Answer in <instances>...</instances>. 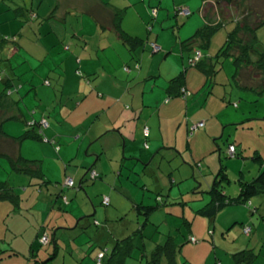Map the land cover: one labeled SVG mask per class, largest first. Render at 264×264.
<instances>
[{
	"label": "rangeland",
	"instance_id": "obj_1",
	"mask_svg": "<svg viewBox=\"0 0 264 264\" xmlns=\"http://www.w3.org/2000/svg\"><path fill=\"white\" fill-rule=\"evenodd\" d=\"M212 2V0L208 1L209 4H212ZM8 26L9 25L3 24V26L1 25V28L2 30H7L9 29ZM234 26L235 22L227 21L221 29L217 30L212 35L209 46L205 49L206 59L211 60L212 63H216V71L213 74L214 79H209V75L203 68L197 65H190L188 52L182 49L180 41L178 44L169 46L168 49L163 48V50L156 51L157 54H161L162 56L160 59L154 61V69L157 71L156 75L162 72L163 77H172L185 69L188 86L187 99L183 96L175 97L174 99H178L180 104L178 103L167 110H163L161 116L156 113V111L154 112L152 108L151 113L149 114L150 117L146 116L145 118V120L149 122L148 125L154 128L153 137L156 136L159 131L160 135L168 141L166 142L168 147H162L158 151H155L156 149L153 150V148H146L143 145L144 141L142 137V142L138 141L136 143V149L137 147L139 148L136 153L140 154L141 148L144 155L148 154L150 155V158L143 160L146 159L143 158V156L142 158H137L134 162L129 154L131 151L130 147L126 150V157H123L122 148L121 155L114 158L118 163H115V165H113V161L109 163L108 169L111 171H104L105 174L102 175V179L99 178L92 180L90 178V172H87L92 166L96 167V165L92 164L93 162L87 164L84 161L87 155L85 150L88 143L81 149L80 156L77 155V148L72 151L73 153L67 154L66 152V154H61L63 158L60 156V153H58V144H60V146L69 144V141L74 140L79 132L74 135L72 134L71 138L63 137L62 140L64 139V141H60L61 139L58 140V138H55V136L50 134V131L46 129L47 126L42 123L41 120L45 117L39 118L42 115L40 113L47 110L49 101L45 98H37L38 103H36L35 98L33 99L34 91H29V86L22 89L23 91L21 90L18 92V96H23L21 105L24 108L26 116H23L17 121L11 119V121L8 120L6 122L8 128L5 129V131L9 135L18 138V141L21 142L22 154L30 159L37 158L43 161V171L47 177L51 178L53 183L50 185L56 187L57 191L63 188L67 177L73 178L76 182V186H78L82 175L86 173L87 181L84 182V184H87L81 190H77L76 186L73 188H66L65 193L69 196L68 201L63 197L57 198L56 194H53L46 186H42V189H40L39 185L37 186L33 183L30 184V175L28 172L14 169L9 157L0 156V180H6L12 185L15 193L19 196V200L17 201L19 203L8 199V208H5L0 212V214L2 213L3 217H5L4 219L0 218V229L4 226V230L8 231L6 237L8 240L4 245L9 249L17 247L16 249L19 252L13 254L10 259H7V264H13L14 262L17 264H32V260L29 259L31 245L25 236V233L28 230H31L33 225L38 226L42 231H46L52 240L54 237L52 225L60 224V222H63V224L66 225L74 224L72 220L75 216L68 213V211L72 210L67 211V205L69 203L70 206L68 209L72 205L77 206V203H83L85 200L88 202L85 207L86 209L83 210L85 215L88 214L87 216L82 218V215L75 212L74 215H78L77 217H79V220H89L90 226L87 233V235H90H88L89 239L92 238V240L96 241L97 233L100 234L103 230L106 234L114 235L117 232L123 231V228H126V234L124 236L133 234L135 230L143 227L142 225L145 222L146 215H143V211L141 216L138 215L137 210L134 209V205L129 201H126L121 205L122 207L119 206L117 208L118 210H115L117 203L114 199L115 197L117 200L122 199L123 201L124 198H128L127 196L129 193H132L131 190H141L144 194L146 193L151 197V201L156 204L159 199H157V193H155L157 191L153 187H159L162 189L164 199L171 197L169 198L170 200L176 199L181 201L177 205H174L175 208L174 210H171L172 213H169V210H158L153 213L156 223L161 224L160 230L162 234L156 233V237L159 238L161 234L162 236H160V239L163 241L165 239L164 235L169 232V229L166 224L162 225V220L164 222V218L169 217V215L172 216L175 213H180L183 208L190 209L191 201L196 200L195 198L202 192L208 191L214 183L215 176L220 168L219 152L217 150H215V152L211 151V148L217 145L216 142L221 146L223 156H226L224 161L227 163V172L230 180H225L224 183L229 194L233 195L235 190L238 191L239 187L237 179L241 174V171H243L244 177H246L245 179L247 180L252 179L258 174L259 165L263 163L264 160V92L258 95L251 91L241 89L233 78L235 72L233 58L231 56H223L219 57V61H217L216 57L226 40L228 31H231ZM257 32L258 42L264 47V25L260 27ZM3 33V31H0V41L4 38ZM17 45H19V40L18 42L16 40V46ZM21 45H23V40ZM71 52L74 53V55L76 54L73 51ZM147 52L151 55L152 50H147ZM3 53L5 54V52ZM91 54L93 58L91 60L89 59L90 61L88 64L96 67L100 74L104 72L110 77V73H108L109 71L119 70L124 73V68L122 67H113L112 64L106 61H103V63L97 61L95 58L97 52L91 51ZM166 55L167 58H165ZM259 58L260 53L252 51L251 59L256 62ZM50 59L55 60L52 52H50L48 57V60ZM78 63L80 64V62ZM63 64L64 76L67 82H69L71 77H73L72 71L75 67L70 61L63 62ZM130 64V70L133 71V74L140 72L142 68L141 63L140 69L137 68L136 63ZM80 65L86 64L83 62ZM80 65H78V67ZM40 66V64H38V67L35 66L32 59L29 57V61L20 68L22 69L20 73H23L21 76L23 81H34V79L40 81L43 77H48L51 72L55 79L54 83L56 84V69L52 67L48 68L46 66L49 71H42V67L44 66ZM78 69L80 70V67L77 68V70ZM45 72L47 76H43L45 75ZM125 72L128 73L127 70ZM2 86L3 85L0 81V91ZM71 87V84L67 85L63 101L67 99V95H69L68 91ZM18 96L17 93H14L11 98L16 99ZM27 97L29 100H34L33 104H30V107L26 106V100L24 101V98ZM54 98V101H60V99H62V93H58L57 96L54 95ZM160 108L161 107H159V109ZM34 110L36 113L33 114ZM146 111H148V109L145 108V112ZM187 112L189 116H186ZM207 112L213 114V116L210 117V120H212L211 124H214V129L218 131H212L214 135L212 138V144L209 143L205 137L199 135L194 136L196 130H207V122L206 124L203 122L200 127L193 128L195 123L206 119L205 117L198 119H194L193 117L203 116ZM228 115L237 118L239 125H224L223 122ZM83 116H92V114L91 112L83 113ZM73 118H75V116H73ZM183 119L185 120L183 121ZM36 120H38V122ZM33 124L35 130L44 133V137L42 139L28 137L20 140L19 137L23 138L27 129L30 127L33 128ZM75 124L78 126L77 122H74L71 126H74ZM192 137L196 138L193 139ZM109 138L110 137H106L101 143H105ZM240 139H242L241 144L239 143ZM57 140L58 142H55ZM151 141L152 140H150L149 143ZM231 141L236 143L237 148L244 146L242 155H229V151L230 153L234 152L233 148L228 150ZM119 151L120 148L117 152ZM259 153H262L260 162L254 158V155H259ZM116 155L117 153L115 156ZM91 157L92 156L90 155L89 158ZM123 159L125 160L121 168ZM77 169H81L83 174H77ZM111 174L116 178H110ZM118 177H120L122 184L117 180ZM155 177L157 179H155ZM158 182H160L159 184L161 187L157 185ZM136 183H138V185H136ZM110 190H114L113 201L111 204L105 205L102 200L107 196L112 197ZM86 191L88 194H86ZM261 197L262 195L254 196L251 198V201L258 204L257 200H260ZM197 202L199 201H195V204H197ZM252 202L248 204L252 205ZM248 204H238L223 209L226 210L227 208L239 207L244 215L243 224L238 221L229 226L227 222L224 229L215 228L213 224L210 225L212 218L195 215V211H191L190 215L194 216H192L191 234L197 237L199 243L188 241L183 245V260L186 259L189 262L194 261L198 264H210L215 260L216 257L214 254L216 253L223 260L228 261V264H234L232 258L225 259V256L231 257V251L236 247H240L241 249L246 245H250L249 248H254V250L259 253L251 264H264V206L263 211L260 210L259 213H253V207L251 208ZM21 210L26 214L18 212ZM95 210H97V212H95ZM222 212L224 211L221 210L219 213L223 214ZM41 214L44 216H41ZM48 215H51L50 217L52 218L48 221L50 226L45 224L41 226L48 218ZM37 217H41V223L37 220ZM107 217L109 218V221L105 223L104 220ZM66 218H68V220ZM99 219L101 225L97 227L96 220ZM219 219H222L221 216ZM247 224L252 226V236L246 235L243 232L242 227L243 225H245V227L248 226ZM173 225L177 226L179 224ZM6 227L8 228L6 229ZM151 228L152 226H149L148 230L152 231ZM74 229L76 231L77 227ZM78 231L79 230H77V232ZM73 232L74 231L71 229L64 230L63 233H58V237L61 239L63 247H60L59 253L54 259L43 264L68 263L69 255L72 254L71 250H76L75 244H72V241H75V239H71V237H75L77 233ZM255 233H257V236L256 238H253ZM143 239H145L146 246L148 244H152L151 247L154 246L151 239L146 237L139 238V235L136 236L135 243L140 244L139 242ZM155 240L157 241V239ZM35 241L37 249H39L41 254L40 257L43 258V260H46L48 256L47 253L50 254L54 249V243L50 241V243L43 244L41 243V237L37 238ZM191 245L195 247L189 249V246ZM138 249L139 247H137L136 250ZM146 249L149 252L152 248ZM76 253L77 258L84 255L80 250H77ZM90 259L93 260V258ZM131 260L138 261L137 258H131ZM77 263L80 264L78 259ZM94 263L97 264L96 262ZM217 264H222V261L217 262Z\"/></svg>",
	"mask_w": 264,
	"mask_h": 264
},
{
	"label": "crops",
	"instance_id": "obj_2",
	"mask_svg": "<svg viewBox=\"0 0 264 264\" xmlns=\"http://www.w3.org/2000/svg\"><path fill=\"white\" fill-rule=\"evenodd\" d=\"M204 2L205 0H0V31H3L4 38L8 39L5 40V42H1L0 44V57L7 60L6 65L10 64L11 66L14 64L15 66H18L15 69L16 73H20L22 70L20 68H22V66L29 61V57L32 59V62L35 64V66L38 67V64L44 66L42 67V71H49L46 66L48 68L52 67L56 69V84L54 83L55 79L51 72L49 73L48 77H43L40 81L35 79L34 81H23L22 77L15 78L18 86L21 84L19 87L20 90L18 92L29 86V91H34L33 99L35 98L36 103H38V99L44 98L49 101L47 110L41 112L40 114L42 115L39 118L45 117L41 120L42 123L47 126L46 129L50 131V134L55 136V138H58V140L61 139L60 141H64V139L62 140L63 137L71 138L72 134L74 135L79 132L74 140L69 141V144L62 146L58 144V153H60L61 157V154H66V152L67 154L73 153L72 151L75 148L78 149L77 155L80 156L81 149L88 143L85 150L87 155L84 161L86 163L88 161L90 162L92 161V158L89 159L90 155L93 153L99 154L101 157L98 160L99 162L96 163L100 166L96 165V168L98 172H101V175H104V171H111L106 167V164L110 163L108 160L112 159L110 161H113V165L118 163L117 160H114V158L121 155L122 148L123 157H126V150L130 147L131 151L129 154L131 158H142L144 156L143 158L146 159L143 160L149 159L150 155H144L141 148L140 154L136 153L137 149H139L138 147L136 149V143L138 141L142 142V137L144 141L143 145L145 146V143H147L149 149L153 148V150L156 149L155 151H158L162 147H168L166 145V142L168 141H166L165 138L160 135L159 131L158 134L153 137L154 128L148 125L149 122H147L145 118L146 116H149L152 108L154 112L156 111V113L161 116V112L163 110H167L179 102L178 99H172L167 103H163V100L167 97V92L165 91L166 83L171 77H163L162 72L156 75L157 71L154 69V61L160 59L162 56L161 54H157L156 51H152L150 55L147 50L151 49V46L149 45L150 41L161 45L162 49H160L163 50V48L168 49L169 46L178 44L179 41L181 42L183 39L191 36L194 30L196 31L204 23ZM181 5L188 6L192 13L187 17H183L180 14L175 16V8ZM19 6L24 7L23 12L20 13V16H18L14 10ZM153 6H157L159 9L158 12L156 10L157 15L155 17L152 15ZM120 10L122 11L121 27L128 33L134 36H139L146 41L144 45L139 46V49L137 48L135 50L134 57L128 47L124 44V42H122L117 30L114 28L116 15L118 12H120ZM151 19H153V22H151L153 28L149 31L148 24ZM3 24L9 25V29L2 30L1 25L3 26ZM16 40L17 42L19 40V45L17 46ZM22 40L23 45H21ZM17 50H24L26 55L15 57V55L19 52ZM71 51L75 52L76 54L74 55V53ZM91 51L97 52V56L95 58L101 63L106 61L112 64L113 67L117 66L118 68H124V66L127 64L139 62L142 64V68L140 72L136 74H133V71L127 73L124 69V73L120 72L119 70L109 71L108 73H110V77H108L104 72L100 74L96 67L88 64L93 58ZM3 52H5L6 55ZM50 52H52L55 60H48ZM69 52L71 53L68 54ZM23 58L24 64L20 65L19 63L22 62ZM165 58H167V55ZM68 61H70L75 67L72 71L73 77H71L69 82H67L63 70V62ZM78 62H80V64L85 62L86 65H80ZM78 65H80V70H77V68H79ZM5 71L12 72L11 68L9 67L5 68ZM43 76H47L46 72ZM46 80H48L49 83H46ZM31 84L36 85V88L32 87ZM70 84L72 87L68 91V100L66 99L63 101L67 85ZM240 88L244 90V88ZM15 93H17V91ZM58 93H62V99H60V101H54V95L57 96ZM22 99V95L18 96L16 99H12L11 96L9 98L8 96L0 97V122H2L1 128L4 131L8 128V124L6 123L8 120L11 119L17 121L23 116H26L24 108L21 105ZM25 100L26 106L28 107H30V104H33L34 101L32 99L29 100L28 97L24 98V101ZM159 107L161 108L159 109ZM145 108L148 109V111L145 112ZM89 112H91L92 116H83V113ZM34 113H36L35 110L33 111V114ZM14 116H18L19 118H15ZM73 116H75V118H73ZM186 116H189L188 112L186 113ZM212 116V113L207 112L203 116L193 117L194 119L201 117L206 118L200 122H204L205 124L207 122V130H196V134L194 136L199 135L201 137H205V139L211 144L212 138L214 137L213 132H218L214 129L215 125L211 124L212 120H210V117ZM184 120L185 119H183V121ZM237 120V118L228 115L223 123L224 125H236L238 124ZM74 122H77L79 127L76 124L71 126ZM199 124V122L195 123L193 128L200 127L201 125ZM145 126L148 127V136L145 135ZM202 133L206 135H203ZM106 137L110 138L105 143H101ZM192 138L195 139L196 137ZM58 140L55 142H58ZM150 140L152 141L149 143ZM231 142L234 143L233 141ZM239 143H242V139H240ZM21 147L22 144L18 141V139L9 135L7 132L6 134L0 133V153L2 154L0 156L8 157V155L12 156L20 152L22 154ZM119 148L120 151L117 152ZM107 149H110V153L106 151ZM215 150H217V145L211 148L212 152H215ZM241 150L243 151V149ZM217 151L219 152L220 156H223V150L221 149V146ZM116 153L117 155L115 156ZM77 170V174H83L81 169ZM242 175L244 177V174ZM85 176L86 173L82 175L78 186L81 185L82 179ZM47 178L51 179L50 177ZM110 178L114 179L116 177L112 176L111 174ZM155 179L157 178L155 177ZM117 180L120 182V184H122L120 177H118ZM35 181L37 180H34V185L36 183ZM29 182L30 184L32 183L31 180ZM84 182H82V184H84ZM159 183L160 182L157 183L158 186H160ZM86 184L87 183H85L84 186H86ZM136 185H138V183H136ZM42 186L44 185H39L40 189H42ZM52 187L53 186L50 185L47 188L51 190L53 194H55L54 192L57 190L54 191ZM153 188H155L157 191L155 192L157 195L161 194L159 192H162V189L159 187ZM81 189L82 187L79 190ZM131 192L132 193H129L127 196L128 198H124L123 201L122 199L117 200L114 197L117 203L115 210H118L117 208L119 206L122 207L121 205L126 201L131 202V204L134 205L135 210H138L136 207L137 203L155 205V203L151 201V197H149L146 193L144 194L141 190H131ZM239 192L240 187L238 188V191L235 190L233 196L238 195ZM110 193L112 195V197L110 196L112 203L114 190ZM86 194H88L87 191ZM210 198L211 197L209 193L204 191L195 198L196 200L191 201L190 209L183 208L180 213H175L172 216L169 215V217L164 218V222L162 220V225L166 224L169 232L164 235L165 239L163 241L160 239V236H162V232L160 230L161 224L156 223V219L153 217L152 213L150 215V219L148 220L149 223L147 224L146 229L147 233L152 236L151 240L153 241L152 243H154V246L151 247L152 244H148L146 246L145 244V248H142V250H136L137 248H135L131 256L126 257L125 264H147L146 259L149 257L152 249L156 244L163 243L166 240V236L168 234L172 235L175 242L179 244V264H198L194 261L189 262L186 259L183 260V245L190 241L191 236H194L191 234L192 231L190 227L194 216L190 215V212L196 211L197 209L204 206L207 202H209ZM195 201L199 202L195 204ZM7 203L8 200H0V212H2L5 208H8ZM87 203L88 202L85 200L83 203H81L83 205L77 203V206L72 205L69 209L68 207L70 206V203L67 205V211L72 210L68 211V213L75 216L72 220L74 224L66 225L63 224V222H60V224L52 225V229L54 230L53 235L57 238L59 244L58 248L55 249L56 243L53 241V238L52 240L50 239L54 243V249L50 254L47 253L48 256L46 260H43V258L40 257L41 254L39 249H37L35 240H37L39 237H42L47 232L42 231L38 226L33 225V228L25 233V236L31 245L29 259L32 260V264H36V258L40 260V264H43L54 259L55 256L58 255L60 247H63L61 239L58 237V233H63L64 230L72 229L77 233L75 237H71V239H75V241H72V244H75L76 250H71L72 254L69 255L67 264H78L77 259L80 261V264H95L94 262H96L95 258L97 256V252L101 250V248H112L117 240L126 237L124 236L126 234V228H123V231L117 232L114 235L106 234L103 232V230L100 234L97 233L96 241L92 240V238L89 239V234L87 235L90 226L89 220H79V217H77L78 215H74L75 213H79V215H82V218L87 216L88 214L85 215V213H83V210L86 209L85 207ZM257 203L258 204H253L256 205L257 211L259 213L260 210L263 211V195L260 200H257ZM232 206L234 205H228L226 207ZM168 207L169 206H161L155 211H166ZM170 207L173 209L175 208L174 206ZM21 211L18 212L21 214H26ZM222 211H224L222 212L223 214H217V216L212 219L210 225L213 224L215 228L224 229L227 222L229 226L238 221L240 223H244V215L241 208L233 207ZM95 212H97V210H95ZM169 213L172 212L170 211ZM138 215L141 216V213H138ZM41 216L44 215L41 214ZM50 216L51 215H48V218ZM220 216L222 219H219ZM0 218H5L3 217L2 213L0 214ZM40 218L41 217H37V220L41 223ZM48 218L41 226L44 224L50 226L48 221L52 218ZM66 219L68 220V218ZM187 220L190 221V223H188ZM107 221H109L108 217L104 220V222L106 223ZM18 223L20 224V222ZM96 223L95 224L97 227H99L101 225L100 219L96 220ZM173 224L179 225L174 226ZM149 226H152V231L148 230ZM75 227H77L76 231L74 229ZM7 228L8 227H6V229ZM77 230L79 231L77 232ZM156 233H161L159 238L156 237ZM7 235L8 231L4 230L3 226L0 229V264H7V259H10L13 254L19 253L16 249L17 247L9 249L6 245H4L8 240L6 238ZM256 236L257 233L254 234L253 238H256ZM155 239H157L159 242H157ZM197 243H199V240ZM249 246L250 245H246L245 247ZM194 247L195 246L191 245L189 246V249H193ZM146 248L152 249L148 252ZM33 249L36 252V256L32 255ZM238 249H240V247H236L233 251ZM77 250H80L82 253H84V255L77 258ZM233 251H231V254ZM144 252L146 253L145 260L144 257H142ZM214 255L216 258L210 264H217V262L220 261H222V264H228V261L223 260L218 254L215 253ZM90 258H93V260ZM131 258H137L138 261H132ZM231 258L232 255L231 257L225 256V259ZM161 263H167V258L165 255L163 256ZM233 263L236 264L234 261ZM13 264L17 263L14 262Z\"/></svg>",
	"mask_w": 264,
	"mask_h": 264
},
{
	"label": "trees",
	"instance_id": "obj_3",
	"mask_svg": "<svg viewBox=\"0 0 264 264\" xmlns=\"http://www.w3.org/2000/svg\"><path fill=\"white\" fill-rule=\"evenodd\" d=\"M209 0H205L204 5V23L202 26H200L191 36L185 38L181 41V46L183 50H186L188 52V59L190 65H197L201 68H203L206 73L209 75L208 78L211 79L213 77V74L216 71V63H212L211 60L206 59V51L205 49L209 46L210 40L212 35L219 29H221L227 21H233L235 22V26L231 31H228L226 40L223 44V46L220 48L218 54H217V61H219V57L223 56H231L234 60L235 64V72L233 74V78L238 83L239 87L244 88L246 91H252L254 94H262L264 92V47H262L258 42V36L257 31L260 27L264 25V0H212V4L208 3ZM209 4V5H207ZM203 5V6H204ZM183 7H188L185 5H181L175 8L174 13L175 16L181 15L183 17L189 16L192 11L190 9V13L183 14L181 13V9ZM24 7L19 6L16 7L15 13L20 16V13L23 12ZM152 15L155 17L158 12V7L153 6L152 7ZM157 10V12H156ZM120 12L116 15V20L114 24V28L117 30L120 39L124 44L128 47V49L131 51L133 57L135 56V50L146 43L145 40H143L139 36H134L127 31H125L121 27V20L122 15ZM153 19L150 20L148 24V30H152V23ZM5 40H8L7 38H3L0 41L5 42ZM148 41V40H147ZM152 51H155L153 48L152 43L155 42H149ZM162 49V46L159 45ZM159 48V49H160ZM158 49V50H159ZM160 49V50H161ZM19 51L18 54L15 55V57H19L22 55H26L25 51L23 50H17ZM252 51H257L260 53V58L258 61H253L251 59V53ZM205 56V57H204ZM29 57V56H25ZM6 59L0 57V81L2 83V89L0 91V97H10L17 91L20 90L19 87L21 84L16 83L15 78H21L23 73H16L15 69L18 66H15L14 64L10 66L6 65ZM20 65L24 64V58L22 62L19 63ZM137 68L140 69V63L137 62ZM11 68L12 72H6L5 68ZM131 66L129 64L124 66V70L131 72ZM5 73V75H4ZM155 80V79H154ZM156 82V81H155ZM46 83H49L48 80H46ZM186 72L185 69L181 70L176 75L172 76L170 79H168L166 83L165 91L167 92V97L163 100V103H167L170 100L174 99L178 96H183L185 99H187V91L188 87L186 84ZM151 85V84H150ZM32 87L36 88V85H32ZM33 88V89H34ZM238 106V105H237ZM235 106V107H237ZM15 118H19L18 116H14ZM38 122V120H36ZM41 122V121H40ZM2 122H0V133L6 132L1 128ZM32 123V122H31ZM201 123V122H199ZM239 125V122L238 124ZM33 128L27 129L25 134L23 135V138L19 137V139H24L28 137H33L37 139H42L44 137V133L36 131L34 129V124L32 125ZM148 128L147 126L144 127V129ZM149 134V133H148ZM148 134L145 133L146 136ZM18 139V138H16ZM230 147H234V152L230 153L229 155H242V147L237 148L235 143H230ZM145 147L148 148V144L145 143ZM59 148V147H58ZM57 148V149H58ZM228 148V150H229ZM220 149V145L217 142V150ZM108 153H110V150H106ZM0 155H2L0 153ZM92 161H88L87 164H90L93 162V165H97L100 159V155L93 153L91 155ZM11 164L14 169L18 171H25L28 172L30 175V180L32 183L35 181V185H44L48 187L53 181L46 177L43 166H42V160L41 159H29L23 156L20 153H17L16 155H8ZM262 154L259 153V155H254V158L257 159L259 162L261 161ZM89 158V159H91ZM224 158L226 156H220V168L219 172L215 176L214 183L211 185L210 189L207 191L210 195V200L207 202L204 206L197 209L195 211V215H201L204 217L209 218H215L217 214L221 210H223L228 205H235V204H248L251 201V198L254 196L264 195V160L263 163L260 164L258 174L254 176L251 180H247L243 177V171H241V174L238 177V183L240 187V192L238 195L233 196L229 194L226 190L225 186V180H230L229 174L227 172V163L224 161ZM128 159V158H126ZM133 161H136V157H132ZM112 159H109L108 161L111 163ZM125 159H123L124 162ZM97 162V163H96ZM121 163V168L122 164ZM109 164V163H108ZM108 164H106V167L108 168ZM97 166H100L99 164ZM87 172H90V178L92 180H96L101 178L102 175L101 172H98L97 168L92 166L90 169H88ZM100 173V174H99ZM71 178V177H67ZM66 179V180H67ZM66 180L64 182L63 188L59 191L54 192L56 194V197H63L65 200H69V196L65 193L66 188H73L76 186V183L73 180L72 185L66 184ZM87 181L86 176L83 177L82 182ZM80 186H76L77 190H79L81 187L84 188V184ZM52 189L57 190L56 187H52ZM161 194L157 195V203L155 205H146L143 203H137L136 207L138 208V213H141L143 211V215H146L145 222L143 223V227L141 229L135 230L133 234L127 235L126 237L119 239L115 242L114 246L112 248H101L97 252V256L95 258V261L97 264H125L126 257L131 256L133 250L137 247L142 250V248H145V239L141 240L139 243H135L136 236L139 235V238L146 237L151 239V235L147 233L146 226L149 223L150 215L154 213L156 209H158L161 206H169L167 208V211L174 210L170 206L177 205L180 200L176 199H169L171 197H167L164 199V195H162L163 192H159ZM108 197V196H107ZM105 198V197H104ZM11 200V201H18L19 196L15 193L13 187L6 181L1 180L0 181V200ZM201 200V199H200ZM103 204L109 205L111 204V199L109 197V204H106L104 202V199L102 200ZM19 203V202H17ZM253 203V202H252ZM252 208V212H258L257 207L254 204H248ZM188 221V220H187ZM190 223V221H188ZM241 224H243L241 222ZM192 225V224H191ZM190 225V227H191ZM149 228V227H148ZM249 228V233H246V229ZM243 232L246 235L252 236V226H243ZM47 234V233H46ZM48 235V234H47ZM42 236V235H41ZM49 236V235H48ZM195 237V236H191ZM190 238V241H192ZM196 238V237H195ZM50 237L49 242L50 243ZM53 241L56 243L55 249L58 248V241L56 237H53ZM197 243L198 240L196 238V241H192ZM42 243V242H41ZM47 244V243H46ZM143 245V246H142ZM179 244H177L174 240V237L170 234L166 236V240L161 244H156L155 247L152 249V251L149 254V257L146 259L147 264H162L161 260L163 256L167 258V263L165 264H179ZM102 253V257L99 260V254ZM258 252L254 250V248L245 247L242 249H238L232 252V258L233 261L236 264H246L251 263L255 260ZM32 255L36 256V252L32 251ZM146 253H143L144 260H145ZM36 264H40V260L38 258L35 259Z\"/></svg>",
	"mask_w": 264,
	"mask_h": 264
},
{
	"label": "built area",
	"instance_id": "obj_4",
	"mask_svg": "<svg viewBox=\"0 0 264 264\" xmlns=\"http://www.w3.org/2000/svg\"><path fill=\"white\" fill-rule=\"evenodd\" d=\"M181 13H183V14H188V13H190V9H189L188 7H183V8L181 9ZM152 45H153V48H154L155 51H157V50L160 48V46H159L158 44H156V43H152ZM202 124H203V122H201L199 125H202ZM145 132H146V134H148V128L145 129ZM230 148H233V150H234V147H230ZM230 148H229V149H230ZM72 183H73L72 178H68V179L66 180V184H68V185H72ZM104 202H105L106 204H109V197H105V198H104ZM245 231H246V233H249V228H247ZM191 240H192V241H196V238H195V237H192ZM41 242H42L43 244L48 243V242H49V236H48L47 234H44V235L41 237ZM102 255H103L102 253L99 254V260H100V258L102 257Z\"/></svg>",
	"mask_w": 264,
	"mask_h": 264
}]
</instances>
